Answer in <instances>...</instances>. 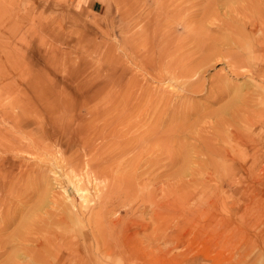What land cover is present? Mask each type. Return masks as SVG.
<instances>
[{
    "label": "rangeland",
    "instance_id": "374dc122",
    "mask_svg": "<svg viewBox=\"0 0 264 264\" xmlns=\"http://www.w3.org/2000/svg\"><path fill=\"white\" fill-rule=\"evenodd\" d=\"M80 1L0 0V264H264V176L224 173L264 171V82L235 60L253 39L264 54V0ZM77 163L100 165L108 200L125 179L117 227L61 223L52 173Z\"/></svg>",
    "mask_w": 264,
    "mask_h": 264
},
{
    "label": "bare ground",
    "instance_id": "6f19581e",
    "mask_svg": "<svg viewBox=\"0 0 264 264\" xmlns=\"http://www.w3.org/2000/svg\"><path fill=\"white\" fill-rule=\"evenodd\" d=\"M209 19V18H208ZM229 20V19H228ZM162 21V20H161ZM183 21V19H182ZM185 21V20H184ZM189 21V20H188ZM195 21V20H194ZM242 21V20H241ZM245 21V20H244ZM181 22V20H180ZM183 23V22H182ZM235 23V22H234ZM250 26L251 29V33L253 34H256L257 31H262L264 32V20H254L250 23H248ZM213 25V24H212ZM229 25V24H227ZM179 26V25H178ZM177 26V27H178ZM187 26V25H186ZM220 26V25H219ZM221 27V26H220ZM244 27V26H243ZM248 27V26H247ZM191 28V27H190ZM194 28V27H193ZM191 28V29H193ZM199 28V27H198ZM217 28V27H216ZM222 28V27H221ZM226 28V27H225ZM246 28V27H245ZM187 29V28H186ZM227 30V29H226ZM249 30V29H248ZM184 31V30H183ZM182 31V32H183ZM190 31V30H189ZM196 31V30H195ZM193 33V31H192ZM196 33V32H195ZM221 34V32H220ZM260 34V33H259ZM262 34V33H261ZM202 35V34H201ZM223 35V34H222ZM257 35V34H256ZM163 36V35H162ZM203 36V35H202ZM205 36V35H204ZM203 36V37H204ZM235 36V35H234ZM202 37V38H203ZM255 37V36H254ZM169 38V37H168ZM171 38V37H170ZM178 38V37H177ZM246 38V37H245ZM259 38V37H257ZM263 38V37H261ZM260 39V38H259ZM154 40V39H153ZM210 40V39H209ZM208 40V41H209ZM215 40V39H214ZM213 40V41H214ZM261 40V39H260ZM260 40H256L257 44L256 45H259V46H263L264 45V41H260ZM181 41V40H180ZM203 41V40H202ZM182 43V42H181ZM213 43V42H212ZM211 43V44H212ZM218 43V42H217ZM233 43V42H232ZM155 44V43H154ZM201 44V43H200ZM209 44V43H208ZM186 46V44H185ZM220 46V45H219ZM235 46V45H234ZM255 42H254V39L252 41H248V43L243 46L241 45L240 43L238 44V47L241 49V50H246L250 47V49H252L251 52H247V55L248 57L247 58H244L242 59V56H239L237 58H235V55L236 54H230L231 56H233V58H235L236 60V64H239L241 65L240 66V69L239 70H242V74H249L250 76L252 75L253 77H256V79H261V81L264 82V54L263 53H256L257 51H255ZM207 47V46H206ZM215 47V46H214ZM192 48V47H191ZM236 48V47H235ZM173 49V48H171ZM170 49V50H171ZM205 49V48H204ZM228 49V48H227ZM232 49V48H231ZM206 50V49H205ZM204 50V51H205ZM230 50V49H229ZM237 50V49H236ZM233 51V50H231ZM208 51H205L204 53H206ZM238 53V52H237ZM239 54V53H238ZM246 54V53H245ZM181 55V54H179ZM244 55V54H243ZM178 56V55H177ZM204 56V55H203ZM212 56V55H211ZM230 56V57H231ZM169 57V56H168ZM181 57V56H180ZM205 57V56H204ZM217 57V56H216ZM246 57V56H245ZM158 58V57H157ZM197 58V57H195ZM203 58V57H201ZM212 58V57H211ZM159 59V58H158ZM200 59V58H199ZM215 59V58H214ZM218 59V58H217ZM177 60V59H176ZM195 60V59H194ZM234 60V61H235ZM210 61V60H208ZM214 61V60H213ZM212 61V62H213ZM229 61V60H228ZM231 61V60H230ZM211 62V61H210ZM224 62V61H223ZM222 62V63H223ZM226 63V62H225ZM152 64V62H151ZM154 64V63H153ZM175 64V63H173ZM216 64V62H215ZM168 67V66H167ZM188 67V66H187ZM213 67V66H212ZM184 68V67H183ZM233 69H236V67H232ZM230 70V69H228ZM227 70V71H228ZM238 70V69H237ZM236 70V71H237ZM238 70V71H239ZM175 71V69H174ZM171 72V71H170ZM235 72V70H234ZM175 73V72H174ZM197 73H199L197 71L196 68L194 67H190L189 69H185L184 71L181 72L180 74V78H184L186 80H191V79H194L196 76H197ZM173 74V73H172ZM204 74V73H203ZM228 74V73H227ZM240 74V73H239ZM147 75V74H146ZM200 76V75H199ZM202 76V75H201ZM225 76V75H224ZM228 75H226L227 77ZM204 77V76H203ZM219 78V77H218ZM217 78V79H218ZM176 79V78H174ZM207 79V78H206ZM206 79H205V83L207 84L206 82ZM223 79V78H221ZM219 79V80H221ZM198 80V78H197ZM173 81V80H172ZM178 81V80H177ZM196 81V80H195ZM200 81V79H199ZM176 82V81H175ZM203 82V81H202ZM217 82V81H216ZM214 82V84L216 83ZM178 83V82H177ZM189 83V82H188ZM192 84V83H191ZM213 84V85H214ZM173 85V84H172ZM212 85V84H211ZM171 87V85H169ZM169 87V88H170ZM200 86L196 83H193L192 86H191V89H192V92H195ZM205 87V86H204ZM177 88V87H176ZM214 88V87H213ZM212 89V88H211ZM205 90V89H204ZM203 91V90H202ZM260 92H264V87H261V90ZM171 93V92H170ZM187 93V92H186ZM228 94V93H227ZM245 97V96H244ZM225 98V97H224ZM240 99V98H239ZM243 100V97L241 98ZM241 100V101H242ZM246 100V99H244ZM243 100V101H244ZM247 101V100H246ZM187 103V101H186ZM186 106V104H185ZM243 107V106H242ZM262 107V106H261ZM248 108V105H245V109ZM251 108V107H250ZM243 110V109H242ZM264 111V109H263ZM235 115V114H234ZM242 119H243V123L245 124H252L254 122V120L256 119L255 116L251 115L250 113H248L247 111H244V114L241 116ZM260 117V116H259ZM191 119V118H190ZM234 119V118H233ZM235 120V119H234ZM234 120H231V123H233ZM257 120V119H256ZM227 120H225L226 122ZM228 123V121L226 122ZM234 123H236L234 121ZM184 125V124H183ZM172 138V137H170ZM167 135V139H170ZM179 138V137H178ZM184 138H185V135H184ZM198 138V137H197ZM237 138V137H236ZM109 139V138H108ZM240 140V139H238ZM243 140V139H242ZM110 141H112L110 139ZM166 141V136L160 134L159 136H157L156 138V142H159L160 144H162V142ZM168 141V140H167ZM172 142V141H171ZM209 143V142H208ZM207 146H204L206 150L210 151L211 149V146L208 147L209 145L206 143ZM204 147H200L199 149H197L195 151V154L196 155H202L203 154V149ZM160 148V147H159ZM164 148V147H163ZM214 148V147H212ZM165 150V149H164ZM169 150V148H168ZM193 150V149H192ZM155 151V150H154ZM148 152V151H147ZM160 152V150H159ZM193 152V151H192ZM211 155H214V156H219L220 159L223 157L225 160L224 162H226L227 160H230V161H233L235 162L237 160V158H235L236 156L234 155H231V150L230 148L227 149V148H224V149H217V148H214L213 150H211ZM165 154V153H164ZM178 154V153H177ZM176 154V156H177ZM181 154V153H180ZM179 154V155H180ZM193 154V153H192ZM163 155V154H162ZM160 156V155H159ZM175 156V159L179 160L178 158L181 159V157L179 156L178 158H176ZM195 156V155H194ZM90 157V156H89ZM148 157V156H147ZM153 157V155L151 156ZM264 158V156H263ZM59 159V158H58ZM153 159V158H152ZM174 159V160H175ZM161 160V159H159ZM176 160V161H177ZM196 160V159H195ZM182 161V160H181ZM86 162V161H85ZM180 162V161H179ZM79 163V162H78ZM77 163V165H78ZM178 162H176L177 164ZM181 163V162H180ZM187 163V162H185ZM103 164V162L101 163ZM175 163L172 164L173 165H176ZM137 165V164H136ZM234 166V165H233ZM247 166V165H245ZM243 167L241 166L240 167V164H239V167L236 169V168H233L231 167L230 169H225L226 171H224V173H229L231 172L232 175H235L237 174L238 171L240 172H243L242 170H244V177L246 176H250V177H259V176H264V171L262 173H256V172H248L249 169L248 167ZM76 167V166H75ZM104 169V168H103ZM185 169V168H184ZM182 170V169H181ZM83 172V173H82ZM137 172V171H136ZM178 172V171H177ZM180 172V171H179ZM183 172H180L179 175H182L183 176ZM27 173V172H26ZM93 173V176H91V174ZM176 173V172H175ZM187 173V172H186ZM153 174V173H152ZM52 175L54 176L53 177V181H56L59 180L61 177L64 178L66 184H68V186L71 187V192H69V190L65 191L64 192V195H65V199H64V202L63 203H59L58 201L56 202L55 201V204H57V206L59 207V212L61 213L60 215L62 216L61 219V223H64L66 225V222L69 223V224H72V226H79V228L84 232V230H90L93 228V226L95 227H101L102 230H105V228L107 229H112V228H115L117 227L121 220L120 219H110L113 215V213L115 212L116 213V210L117 209H120V207H123V205L121 206V196H123V194L125 193V195L127 194V196L129 195H132L129 191H122L121 188H122V181H124L125 179H119L118 183L115 184V185H118L119 188L118 189V199L116 200H108V198H106V192L108 190V187H109V182L104 185V183H102V186H100L98 184V181L104 176V177H107V175H105V173H102L100 171V165L99 167H94L92 168V166L90 167L89 165H85L84 163L83 164H79L77 168H72L71 171H69V173H65L63 175H60L59 172L57 170H54ZM207 175V174H206ZM210 175V174H209ZM228 175V174H227ZM90 176V177H89ZM117 176V175H116ZM164 176V174L162 175ZM172 176V175H171ZM86 178L87 179V183L92 185L93 187L91 189H93V193L91 191V189H89L90 187H88L84 182L82 181L83 178ZM161 177V176H160ZM167 177V176H166ZM178 177V176H177ZM45 178V176H44ZM48 178V177H46ZM113 178V176H112ZM133 178V177H132ZM159 178V177H158ZM157 178V179H158ZM128 179V178H127ZM111 180V178H110ZM41 181V180H40ZM46 182V180H44ZM103 181V180H102ZM107 181H109L107 179ZM115 181V180H114ZM117 181V180H116ZM60 182V181H59ZM114 183V182H113ZM46 184V183H45ZM43 185V184H42ZM55 184H53V187H54ZM104 185V186H103ZM58 186V185H57ZM67 186V185H66ZM51 187V186H50ZM63 188V187H62ZM65 188V187H64ZM43 189V188H42ZM66 189V188H65ZM68 189V188H67ZM45 191V189H43ZM61 190V189H60ZM63 190V189H62ZM35 191V189H34ZM69 192V193H68ZM36 194V193H34ZM64 195L62 197H64ZM67 195V196H66ZM92 197L94 198V200H98L100 205L98 207H94V208H91L89 207V203L91 202V199ZM41 199V198H40ZM58 199V198H57ZM45 200H47V197H42V201L45 202ZM67 200V201H66ZM41 201V200H40ZM62 201V200H61ZM42 203V202H41ZM47 203V202H46ZM45 203V204H46ZM44 204V205H45ZM53 204V203H52ZM94 204V203H93ZM39 205V204H38ZM56 206V207H57ZM40 208V207H39ZM38 208V209H39ZM35 209V208H34ZM41 209V208H40ZM118 211V210H117ZM30 218V217H29ZM39 218V217H38ZM26 219V218H25ZM30 220V219H29ZM21 222V221H20ZM132 222V221H131ZM130 224V223H129ZM138 223L136 221V219H134V221L132 222V227H135L137 226ZM28 226V225H27ZM70 228H71V225H70ZM106 229V230H107ZM95 231V229H94ZM3 232V231H2ZM100 233V232H99ZM101 234V233H100ZM99 234V235H100ZM103 234V233H102ZM92 236L91 240H92V243H96V249H97V246L99 243L100 240H102V237L101 235L100 236ZM126 241V240H125ZM75 246V247H74ZM72 246L71 243H69V245H67V254L68 255H74V254H79L81 251L79 250V248H76L77 245H74ZM102 246V245H101ZM102 249V248H100ZM99 250V249H98ZM80 251V252H79ZM101 251V250H100ZM102 253V252H101ZM80 255H78L76 257V259H78ZM60 258V261L63 260V256L57 257V260H59ZM62 264V263H61Z\"/></svg>",
    "mask_w": 264,
    "mask_h": 264
},
{
    "label": "crops",
    "instance_id": "0c3cea01",
    "mask_svg": "<svg viewBox=\"0 0 264 264\" xmlns=\"http://www.w3.org/2000/svg\"><path fill=\"white\" fill-rule=\"evenodd\" d=\"M79 1V0H78ZM81 2V4H83V0L82 1H80ZM79 2H77V4H78Z\"/></svg>",
    "mask_w": 264,
    "mask_h": 264
}]
</instances>
